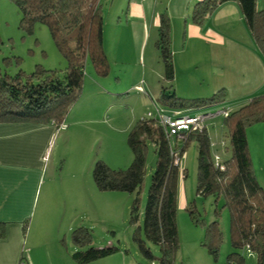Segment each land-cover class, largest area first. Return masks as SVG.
Here are the masks:
<instances>
[{"label":"rangeland","instance_id":"obj_1","mask_svg":"<svg viewBox=\"0 0 264 264\" xmlns=\"http://www.w3.org/2000/svg\"><path fill=\"white\" fill-rule=\"evenodd\" d=\"M129 1L131 0H101L108 73L105 77L99 76L92 65L86 63L84 92L65 117V128H55L46 158L45 184L41 192L52 198L59 193L65 198L79 199L80 203L72 214L77 219V227L86 228L85 222L79 217H85L88 213L89 217L93 218L94 227L87 228L92 235L91 245L119 247L126 264H159L156 260L159 253L152 244L145 242L154 257L151 260L142 254L134 240V235L144 240L142 230H136V227L142 223L150 177L155 165L152 147L148 146L146 171L138 194L139 211L136 225L129 222L130 206L135 194L100 193L92 178L93 165L97 161L104 162L111 169H127L130 166L133 156L127 144V137L136 122L141 119H155L158 111L160 115L167 117L174 111L161 104L163 90L174 93L175 85L172 87L173 84L164 79V64L155 46V41L158 40L156 30L148 35L147 44L139 47V52L145 57L141 68L131 65L135 62L129 60L130 46H127L124 37L120 48L124 52L121 59L115 63L111 56L113 28L116 27L119 32L127 28ZM19 23L20 15L12 0H0V73L11 78L21 73L24 78H29L37 66L45 71L63 73L67 66L66 60L55 47L48 29L37 24L31 31H27L20 28ZM174 34L176 37L177 29ZM171 54L172 62L176 60L178 64V56L172 51ZM200 56L205 58L203 54ZM187 75L190 77L179 78L189 84V90L193 88L200 95L190 97L207 98L209 83L205 67L198 66L197 70H191ZM205 89L207 91L204 92ZM239 103L225 102L185 110L192 116H208L204 124L211 142L210 152L213 158L217 156L222 162L229 159L230 149L221 111H235L242 105ZM72 119H77L78 123L70 124ZM246 138L252 170L258 186L264 192V122L248 127ZM179 170H185V177L180 174L178 179L176 221L179 249L175 263L264 264L259 261L257 253L246 248H232L230 214L225 200L222 197L215 199L212 195H203L198 190L195 142L190 141L187 144ZM85 200L90 205H86ZM104 205L108 208H103ZM99 207L101 213H97ZM214 222L218 223L217 230L213 229ZM218 233L221 241L214 258L208 247L217 245ZM68 239L71 244V234ZM232 253H237L243 262L240 257L229 259Z\"/></svg>","mask_w":264,"mask_h":264},{"label":"trees","instance_id":"obj_2","mask_svg":"<svg viewBox=\"0 0 264 264\" xmlns=\"http://www.w3.org/2000/svg\"><path fill=\"white\" fill-rule=\"evenodd\" d=\"M234 1L238 4L244 24L256 48L264 56V11L256 9L257 0H203L193 5L190 20L202 25L220 4ZM20 15V28L31 31L37 24L44 25L58 52L66 60L63 73L45 71L36 67L31 77L21 73L13 78L0 73V122L34 124H63L70 108L77 102L84 88L85 65L89 62L97 75H107V58L103 48V10L101 0H12ZM164 64V79L172 85L174 68L170 50V24L165 13L159 15L158 40L155 43ZM226 92L220 90L205 99H179L163 90L161 104L177 110H192L212 104H223ZM223 119L225 136L229 141L230 157L218 167L211 155L207 128L187 134L184 144L176 149L181 159L190 141L197 145V182L203 195L225 200L230 214L231 246L234 250L246 248L257 253L264 262V192L258 186L251 165L246 129L264 122V94L252 96L235 111H227ZM127 144L133 159L127 169H111L102 161L93 165L92 178L101 192L135 194L130 206L129 222L138 223V194L146 171L148 146L155 155L147 200L141 226L144 240L134 235L142 254L154 259L145 242L159 253V264H176L179 249L177 230V194L179 166L173 164L172 150L164 128L157 119H141L130 129ZM221 167L223 169H221ZM217 222L213 229L217 230ZM217 232V231H215ZM3 234L0 224V236ZM218 242L208 251L217 256ZM87 228L78 227L71 233V243L77 251L71 258L77 264H89L118 252L114 246L94 247ZM83 248V249H82ZM240 257L232 253L229 259ZM243 262L242 258H239Z\"/></svg>","mask_w":264,"mask_h":264},{"label":"crops","instance_id":"obj_3","mask_svg":"<svg viewBox=\"0 0 264 264\" xmlns=\"http://www.w3.org/2000/svg\"><path fill=\"white\" fill-rule=\"evenodd\" d=\"M202 1H129L127 28L120 32L113 28L111 56L115 63L121 59L124 37L130 46L129 60L135 62L131 65L141 68L145 57L139 47L147 44L148 35L153 30L158 32L159 15L165 13L171 29L170 50L178 56L179 62L177 64L175 60L173 63L175 97L190 99L193 95L200 96L193 88L189 90V84L179 77H190L187 75L189 71L204 66L208 71L209 87L208 91L204 90L208 92L207 98L225 90V102H240L242 107L252 96L264 94V56L256 48L234 1L218 5L202 25H195L190 20V13L193 5ZM256 9L264 11V0H257ZM104 27L103 48L108 60ZM202 54L205 58H201ZM69 123L78 121L72 119ZM54 134L52 125L0 122V224L3 230L0 264H77L71 258L77 248L70 244L68 237L78 226L72 212L76 211L80 201L60 196L57 190L58 196L53 198L41 192ZM85 204L90 205L87 200ZM103 208L108 207L104 205ZM101 212L100 207L97 208V213ZM79 218L85 222L86 228L94 227V220L88 213ZM116 248V254L89 264H126L122 250Z\"/></svg>","mask_w":264,"mask_h":264},{"label":"built area","instance_id":"obj_4","mask_svg":"<svg viewBox=\"0 0 264 264\" xmlns=\"http://www.w3.org/2000/svg\"><path fill=\"white\" fill-rule=\"evenodd\" d=\"M157 114L158 116L155 119L158 120L159 124L165 130L166 138L172 150L171 153L173 156V164L175 166H180L181 159L178 157V153H176V149L182 144H184L188 133L198 130L201 131L203 128H206L204 122L208 116L206 114L201 116H192L187 114L186 111L184 110L172 111V115L169 117L160 115L159 111L157 112ZM221 114L224 118L227 116L228 112L226 110L225 111L222 110ZM55 128L64 129L65 126L64 124H62ZM214 163L218 167L221 166L220 159L217 156L214 157ZM221 169L223 168L221 167Z\"/></svg>","mask_w":264,"mask_h":264}]
</instances>
